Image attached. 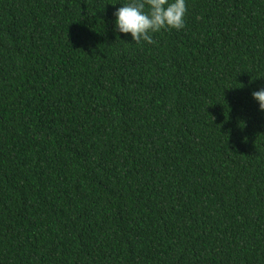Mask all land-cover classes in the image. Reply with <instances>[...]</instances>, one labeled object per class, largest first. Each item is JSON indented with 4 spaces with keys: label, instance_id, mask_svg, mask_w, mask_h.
Returning <instances> with one entry per match:
<instances>
[{
    "label": "trees",
    "instance_id": "obj_1",
    "mask_svg": "<svg viewBox=\"0 0 264 264\" xmlns=\"http://www.w3.org/2000/svg\"><path fill=\"white\" fill-rule=\"evenodd\" d=\"M0 0V264H264V0Z\"/></svg>",
    "mask_w": 264,
    "mask_h": 264
},
{
    "label": "clouds",
    "instance_id": "obj_2",
    "mask_svg": "<svg viewBox=\"0 0 264 264\" xmlns=\"http://www.w3.org/2000/svg\"><path fill=\"white\" fill-rule=\"evenodd\" d=\"M187 0H128L113 13L114 31L130 34L135 43H154L153 34L185 27ZM259 110L264 112V87L252 92Z\"/></svg>",
    "mask_w": 264,
    "mask_h": 264
}]
</instances>
